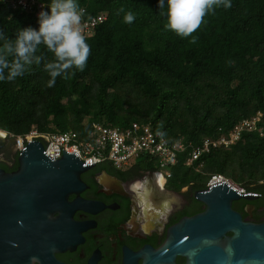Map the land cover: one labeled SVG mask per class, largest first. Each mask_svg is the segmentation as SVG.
Segmentation results:
<instances>
[{
  "label": "trees",
  "instance_id": "1",
  "mask_svg": "<svg viewBox=\"0 0 264 264\" xmlns=\"http://www.w3.org/2000/svg\"><path fill=\"white\" fill-rule=\"evenodd\" d=\"M78 4L81 18L104 15L83 35L89 46L84 69L57 76L51 88L39 66L14 81H0V129L14 135L31 128L71 129L86 139L93 122L120 127L138 122L169 142L197 144L227 135L240 119L260 113L255 130H243L239 139L211 148L192 165L179 154L170 179L180 187L200 177L205 186L210 173H219L247 187L264 178V0L214 7L187 37L164 27L157 0ZM128 12L131 22L124 21ZM25 26L35 28L37 18L0 0V31L11 38ZM199 161L202 174L193 168Z\"/></svg>",
  "mask_w": 264,
  "mask_h": 264
},
{
  "label": "flooded vegetation",
  "instance_id": "2",
  "mask_svg": "<svg viewBox=\"0 0 264 264\" xmlns=\"http://www.w3.org/2000/svg\"><path fill=\"white\" fill-rule=\"evenodd\" d=\"M18 164L14 140L0 129V168L12 172ZM76 174L49 213L37 251L20 264L186 263L184 254L161 246L170 226L205 209L197 192L208 187L200 177L176 187L151 159L121 167L103 160ZM243 188L248 196L230 200L231 209L245 222H263L264 178Z\"/></svg>",
  "mask_w": 264,
  "mask_h": 264
},
{
  "label": "water",
  "instance_id": "3",
  "mask_svg": "<svg viewBox=\"0 0 264 264\" xmlns=\"http://www.w3.org/2000/svg\"><path fill=\"white\" fill-rule=\"evenodd\" d=\"M17 158L15 171L0 168V264H20L35 254L52 208L64 202L77 171L93 164L63 147L54 158L36 139L27 141ZM208 188L197 192L205 209L170 226L161 250L184 254L185 264H264V221L245 222L230 207V200L248 195L224 181Z\"/></svg>",
  "mask_w": 264,
  "mask_h": 264
},
{
  "label": "clouds",
  "instance_id": "4",
  "mask_svg": "<svg viewBox=\"0 0 264 264\" xmlns=\"http://www.w3.org/2000/svg\"><path fill=\"white\" fill-rule=\"evenodd\" d=\"M5 1L12 6V0ZM42 2L44 6L37 16L27 10L37 18L35 28L18 27L11 38L0 31V81H14L33 66H39L48 77L45 86L51 88L57 76L63 79L69 70L84 69L89 46L79 29V23L84 18H81L83 9L79 7L78 0ZM46 5L47 10L44 8ZM157 5L166 17L164 27L178 36L187 37L199 27L206 12L214 7L228 8L230 0H157ZM133 18V14L128 12L124 21L131 22ZM192 41H195V37H192ZM45 53H50L51 59Z\"/></svg>",
  "mask_w": 264,
  "mask_h": 264
},
{
  "label": "built area",
  "instance_id": "5",
  "mask_svg": "<svg viewBox=\"0 0 264 264\" xmlns=\"http://www.w3.org/2000/svg\"><path fill=\"white\" fill-rule=\"evenodd\" d=\"M11 4L13 7L20 6L28 11H33L36 16L44 6L42 0H12ZM103 19V14L81 19L79 29L82 35L90 34L92 28ZM259 118L260 113H256L250 118L240 119L227 135H220L216 138L204 137L197 144L184 143L181 140L169 142L160 131L154 130L150 124L138 122H131L127 127L106 126L93 122L86 139H80L78 134L71 129L39 131L36 128H31L23 134L7 133V135L13 137L17 154L27 141L36 139L42 142L43 151L54 158L62 155V147L67 151L75 150L82 162L93 161L91 165L109 160L113 165L121 167L139 157H145L153 160L157 167L163 170L166 176H169L171 167L178 163L179 154L185 153L183 163L192 165L211 148L228 146L239 139L243 130H255ZM201 166L202 163L199 161L194 165V169H201ZM216 181L226 182L241 194L244 192L242 186L219 173H210L205 185L208 187Z\"/></svg>",
  "mask_w": 264,
  "mask_h": 264
},
{
  "label": "rangeland",
  "instance_id": "6",
  "mask_svg": "<svg viewBox=\"0 0 264 264\" xmlns=\"http://www.w3.org/2000/svg\"><path fill=\"white\" fill-rule=\"evenodd\" d=\"M240 186H242V185H240Z\"/></svg>",
  "mask_w": 264,
  "mask_h": 264
}]
</instances>
